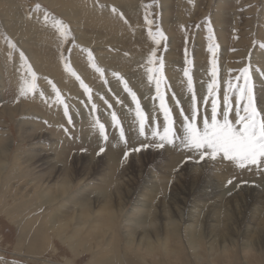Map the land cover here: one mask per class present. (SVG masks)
Segmentation results:
<instances>
[{
	"label": "rangeland",
	"instance_id": "obj_1",
	"mask_svg": "<svg viewBox=\"0 0 264 264\" xmlns=\"http://www.w3.org/2000/svg\"><path fill=\"white\" fill-rule=\"evenodd\" d=\"M57 21L69 29L63 43ZM261 44L264 0H0V264H109L107 259L113 264H264V194L250 195L264 190V170L239 169L219 158L199 161L179 140L175 147L158 148L159 139L152 136L153 130L162 133L165 123L158 79L179 135L184 115H191L193 95L202 127L203 118L210 119L211 100H217L220 112L227 90L234 122L237 89L228 84L242 86L245 67L264 117ZM213 61L217 88L209 96ZM29 65L36 89L21 97ZM53 85L63 103L56 102ZM132 94L146 116L143 137ZM96 121L105 126L107 141L94 127ZM121 128L126 142L119 140ZM33 154L55 161V169L33 174ZM39 173L43 181L53 180L35 188ZM65 175L71 186L59 197L55 181ZM145 177L151 183H144ZM208 181L217 186L216 195L197 196ZM36 190L56 200L29 208L20 204ZM104 204L114 212L111 229L103 227L110 220ZM88 208L90 216L80 217ZM41 215L49 216L40 227L45 235L37 228ZM62 218L69 224L59 234ZM80 220L87 223L82 226Z\"/></svg>",
	"mask_w": 264,
	"mask_h": 264
},
{
	"label": "snow or ice",
	"instance_id": "obj_2",
	"mask_svg": "<svg viewBox=\"0 0 264 264\" xmlns=\"http://www.w3.org/2000/svg\"><path fill=\"white\" fill-rule=\"evenodd\" d=\"M189 2L191 3V0H189ZM38 7L39 6L37 5V8ZM112 11L115 12V8H113ZM147 22L149 24L152 23L150 20ZM56 28L63 43L68 37L69 29L60 21L56 22ZM152 35L153 34L149 32V36ZM157 35L163 38V34L161 32L157 31ZM209 38L211 39V37ZM153 40L156 43L159 42L155 40V37H153ZM9 46L14 47V45L11 44V41H9ZM261 47H264V44H261ZM209 51L211 52L213 49L210 47ZM155 55V51L151 52L148 57L149 64L153 62ZM89 56L91 58V53H89ZM20 57L22 61L25 60L22 52L20 53ZM26 71L28 77L22 79V83L19 87V95L21 97L28 96L36 89L37 77L35 72L32 70L30 65L27 66ZM149 71H152V69H149ZM241 73L244 80V84L242 86L232 85L230 82L228 84L229 89H237L235 97L236 110L234 122L233 119L230 118V97L227 90H225L223 94V108L220 112H218L217 100L215 98L211 100V116L210 119L207 117L203 118L202 127L200 126L201 118L199 117L197 110V98L193 95L191 115L188 116L182 113V115H184L182 135H179V129L174 130L172 115L165 103L164 96L160 92V80L158 79L156 81V91L157 96L160 99V109L163 112L165 123L163 125L162 133L158 130L152 131V136L159 139V143L155 146L158 148H164L167 144L175 147L176 140H179L180 145H182L185 150L192 151L194 154L199 156V161H204L205 159L216 161L217 158H219L222 161L230 162L239 169L255 167L257 171L264 170V117L261 116V111H258L257 109L249 68L245 67L241 69ZM73 75H75V73H73ZM184 75L186 77L189 75L187 68L184 70ZM211 76L213 79L208 85L209 96H212L217 88V70L214 61L212 62ZM49 83H51V81H49ZM82 86L85 88V92L90 91L87 86H84L83 84ZM52 87L53 91L56 92V102L63 103L55 85ZM188 88L189 90L192 89V81L190 78L188 80ZM132 99L133 102L136 103L135 112L139 123V134L144 136L146 116L141 110L135 94H132ZM65 115H67L66 106ZM221 116L222 118H220ZM111 119L113 125L119 127V121L116 113H112ZM148 122L151 123V121ZM94 127L99 129L100 136L103 140L107 141L108 136L105 132V126L99 121H96ZM119 140L126 142L122 128L120 130ZM149 146L150 145H143V147ZM103 151L104 148H101L100 152ZM134 151L138 152L140 151V148H136ZM97 155H99V153H97ZM128 155L129 153L126 151L124 156L127 157ZM229 183H231V181H229Z\"/></svg>",
	"mask_w": 264,
	"mask_h": 264
},
{
	"label": "bare ground",
	"instance_id": "obj_3",
	"mask_svg": "<svg viewBox=\"0 0 264 264\" xmlns=\"http://www.w3.org/2000/svg\"><path fill=\"white\" fill-rule=\"evenodd\" d=\"M66 4V3H65ZM64 4V5H65ZM13 17H14V15H13ZM18 25H19V23H18ZM15 26V25H14ZM129 26V25H128ZM23 28V27H22ZM18 29V28H17ZM19 30V29H18ZM16 33V32H15ZM51 38V37H50ZM50 40V39H49ZM146 57V56H145ZM6 59V58H5ZM220 62V61H219ZM195 64V63H194ZM231 66V65H230ZM141 71V70H140ZM169 71V70H168ZM134 78V77H133ZM203 85V84H202ZM61 93V92H60ZM203 93V92H202ZM202 95V94H201ZM97 100V99H96ZM130 109V108H129ZM185 110V109H184ZM191 110V109H190ZM189 113V112H188ZM107 116V115H106ZM84 118V117H83ZM101 118V117H100ZM109 121V120H108ZM111 121V120H110ZM127 121V120H126ZM158 121V120H157ZM155 122V121H154ZM162 122V121H161ZM93 123V122H92ZM152 123V122H151ZM84 124V123H83ZM153 128V127H152ZM178 128V127H177ZM163 130V129H162ZM91 131V130H90ZM91 133V132H90ZM133 134V133H132ZM146 136V135H145ZM35 137V136H34ZM137 137V136H136ZM143 137V136H142ZM85 138V137H84ZM140 138V137H139ZM147 139V138H146ZM117 140V139H116ZM142 140V139H141ZM177 146V145H176ZM5 148H7V147H5ZM111 152H113V151H111ZM0 153H3V150H1L0 151ZM32 153V152H31ZM39 153V152H38ZM184 153V152H183ZM40 154V153H39ZM178 154V153H177ZM180 154H181V152H180ZM185 154V153H184ZM35 155L37 156V153H35ZM34 154H33V156L30 158L31 159V161H32V163H30L29 164V166L31 167V169H32V173L34 174V173H38V172H40L41 170H43V169H46L47 167H49V166H52L53 167V169H55V167H56V165H57V163H55V161H54V163H53V161L52 160H48V159H46L45 158V156H44V158L43 157H41V155H39L38 157H34L35 156ZM112 157V156H111ZM35 158V159H34ZM29 159V160H30ZM34 159V160H33ZM50 159V158H49ZM92 159V158H91ZM112 159V158H111ZM15 160V159H14ZM112 161V160H111ZM121 161V160H120ZM113 162V161H112ZM227 162V161H226ZM1 164V163H0ZM21 164V163H20ZM60 164V163H59ZM117 164V163H116ZM15 165V164H14ZM113 165V164H112ZM19 166V165H18ZM115 166V165H114ZM113 166V167H114ZM0 168H1V166H0ZM34 169V170H33ZM111 170V169H110ZM109 170V171H110ZM226 170V169H225ZM50 171V170H49ZM58 171V170H57ZM63 171V170H62ZM114 171V170H113ZM3 172V171H2ZM6 172V171H5ZM64 172H65V170H64ZM67 172H68V170L66 171V174H67ZM112 172V171H111ZM254 172V171H253ZM43 174H45L46 175V173H43ZM53 173H49V175H52ZM55 174H56V172H55ZM54 174V175H55ZM58 174V173H57ZM56 174V175H57ZM70 174V173H69ZM68 174V175H69ZM88 174V173H87ZM233 174V173H232ZM9 175V174H8ZM19 175V174H18ZM23 176H25L24 174H22ZM27 175V174H26ZM39 175H40V173H39ZM48 175V174H47ZM29 176H31V175H29ZM38 176V175H37ZM37 176H35L36 178H38V179H36L35 177H33L32 179H36L35 181H36V183L34 184V187L36 188L37 186H38V182H40V181H42V182H45V181H47V182H50V181H52V180H48V179H46L45 178V180L43 181V179H42V175H40L41 176V178H39V177H37ZM44 176V175H43ZM62 176H63V173H62ZM96 176V175H95ZM214 176H216V175H214ZM222 176V175H221ZM49 177V176H48ZM47 177V178H48ZM54 178H57L58 176H53ZM246 177V176H245ZM71 178V177H70ZM68 176H66L65 175V178H62L61 177V179L59 178V179H57L56 181H55V183H56V193H58V196H59V194L62 196V194H64L67 190H68V188L71 186L70 184H71V179H70ZM148 177H145V180H144V183H151V181L149 180V179H147ZM221 178V177H220ZM110 179H111V177H110ZM28 180V179H27ZM55 180V179H54ZM12 182H13V180H11ZM24 181V180H23ZM218 181V180H217ZM29 182H30V180H29ZM54 182V181H53ZM206 182V181H205ZM220 182V181H219ZM23 183H25V181L23 182ZM222 183V182H221ZM9 184V183H8ZM13 184V183H12ZM166 184V183H165ZM248 184V183H247ZM251 184V183H250ZM1 185V184H0ZM14 185V184H13ZM202 185V184H201ZM201 185H199V186H201ZM258 185V184H257ZM25 186H27V185H25ZM24 186V187H25ZM245 186V185H244ZM244 186H241V188L240 189H242ZM250 186V185H249ZM253 186H254V184H253ZM256 186V185H255ZM144 187H145V185H144ZM205 187H207L208 189H209V192L208 191H205L206 190V188ZM217 186L216 185H214V183H210L209 181L207 182V183H205L204 184V182H203V185L200 187V189H199V193L198 194H196L197 196H200V197H210V196H214V195H216V192H217V188H216ZM247 187V186H246ZM6 188V187H5ZM17 187H15V189H16ZM21 188V187H20ZM19 188V189H20ZM85 188V187H84ZM204 188H205V190H204ZM245 188V187H244ZM8 189V188H7ZM14 189V190H15ZM150 190V189H149ZM158 190V189H157ZM220 190V189H219ZM17 191V190H16ZM21 191V190H20ZM45 191V190H44ZM44 191L42 192V191H35V193L31 196V198L27 201V202H25V201H22L20 204H22V205H25V206H27L28 208H29V205L30 204H33V203H35V202H38V203H40V205H44V204H52L56 199H54L53 198V196H52V194L50 193V196L49 197H47L46 196V193H44ZM154 191V190H153ZM254 190H252V192L250 193V195H251V197H253V198H257V197H260V196H262L263 194H264V190H259L260 192L261 191H263V192H261L262 194H259L260 192H253ZM258 191V190H257ZM53 192V191H52ZM138 192V191H137ZM21 193V192H20ZM23 193H25L24 191H23ZM27 193V192H26ZM220 193H221V191H220ZM18 194V193H17ZM16 194V195H17ZM54 194V193H53ZM107 194V193H106ZM222 194V193H221ZM14 195V194H13ZM15 195V196H16ZM23 195H25V196H27L26 194H23ZM55 195V194H54ZM136 195V194H135ZM138 195V194H137ZM145 195V194H144ZM6 197V196H5ZM22 197V196H21ZM60 197V196H59ZM9 198V197H8ZM13 198H14V196H13ZM23 198V197H22ZM26 198V197H25ZM103 198V197H102ZM181 198V197H180ZM197 198H199V197H197ZM217 198H218V196H217ZM216 198V199H217ZM222 198V197H221ZM261 198V197H260ZM260 198H259V200H260ZM58 199V198H57ZM185 199V197L183 198V200ZM15 200V199H14ZM216 201V200H215ZM258 201V200H257ZM106 204H108V203H106ZM105 205V204H104ZM61 206V205H60ZM76 206V205H75ZM74 206V207H75ZM79 207V206H78ZM103 207V206H102ZM110 207V208H109ZM107 206L106 207V205H105V207L104 208H102L103 209V211L105 210L106 212H107V215H108V217H110V220L109 219H106V221L105 222H107V224H106V226H104L103 225V227H107L106 229H108V228H110L111 229V226L113 225V221H114V212L113 211H111L112 210V207L111 206ZM81 208V207H80ZM84 208H85V206H84ZM102 209H101V212H102ZM137 209V208H136ZM23 211V210H22ZM55 212V211H54ZM113 212V213H112ZM90 210H89V208L88 209H84L83 211H81L80 212V217L81 216H84V217H86V219H87V216L89 217L90 216ZM18 214V213H17ZM26 214V213H25ZM45 215V214H44ZM73 215V214H72ZM42 216V215H41ZM47 217H49V216H47ZM47 217H43L42 216V220L41 221H39L40 222V224H39V226L37 227V228H39L40 229V227L41 226H44L43 224H47L48 223V220L46 219ZM41 218V217H40ZM66 218H68V217H66ZM72 218V217H71ZM71 218H69V219H71ZM78 218V217H77ZM128 218V217H127ZM50 219V218H49ZM63 219V221L61 222V221H59L60 223L58 224V226L56 227V232H58L59 234H61V233H63L62 231H63V229H64V227L66 226L67 227V221H64V218H62ZM73 219V218H72ZM84 219V218H83ZM78 220V219H77ZM89 220V219H88ZM126 220V219H125ZM22 221V220H21ZM25 221L27 222H29L30 220H26L25 219ZM58 221V220H57ZM70 221V220H69ZM44 222V223H43ZM50 222H52V219L50 220ZM78 222H79V220H78ZM130 222V221H129ZM132 222V221H131ZM57 223V222H56ZM84 223H87V221L86 220H80V224H82V226H83V224ZM99 224H100V222H98ZM135 223V222H134ZM29 224V223H28ZM53 224V223H52ZM69 224V223H68ZM94 224V223H93ZM54 225V224H53ZM88 225V224H87ZM96 225V224H95ZM101 225V224H100ZM137 225H138V223H137ZM136 225V223H135V226H137ZM141 225V224H140ZM37 226V225H36ZM80 226V225H79ZM89 226V225H88ZM99 226V225H98ZM132 226V225H131ZM22 227H23V224H22ZM55 227V226H54ZM54 227H53V229H54ZM76 227V226H75ZM91 227V226H90ZM101 227V226H100ZM120 227V226H119ZM63 228V229H62ZM133 228V227H132ZM38 229V230H39ZM44 228H42V230H43ZM97 229V228H96ZM134 229H136V228H133V229H131V231L133 230V232H134ZM37 230V231H38ZM41 230V229H40ZM41 230V231H42ZM82 230V229H81ZM86 230V229H85ZM88 230V229H87ZM86 230V231H87ZM98 230V229H97ZM100 230H101V228H100ZM127 230V229H126ZM167 230H168V228H167ZM174 230V229H173ZM50 231V230H49ZM55 231V230H54ZM91 231V230H90ZM103 231H104V229H103ZM138 231V230H137ZM137 231H135V232H137ZM39 232V231H38ZM79 231H78V229H76L75 230V234L76 233H78ZM88 232V231H87ZM93 232H95V231H93ZM143 232V231H142ZM173 232V231H172ZM40 233V232H39ZM71 233V232H70ZM83 233H86L85 231L83 232ZM138 233V232H137ZM41 235H45L46 234V232L45 231H42L41 233H40ZM79 234V233H78ZM133 234V233H132ZM131 234V235H132ZM167 234H170L168 231H167ZM172 234V233H171ZM39 235V234H38ZM73 235V234H72ZM77 235V234H76ZM136 235V234H135ZM134 236V235H133ZM168 236V235H167ZM167 236L165 237V238H167ZM47 237H48V234H47ZM68 237H72V236H68ZM85 237H87V236H85ZM170 237V236H169ZM194 237V236H193ZM224 237V236H223ZM83 238V237H82ZM75 239V238H74ZM83 239H85V238H83ZM38 240H40V239H38ZM63 240H64V238H63ZM147 240V239H146ZM167 240V239H166ZM83 241V240H82ZM81 241V242H82ZM86 241V240H85ZM168 241V240H167ZM130 242V241H129ZM80 243V242H79ZM83 243V242H82ZM82 243H80V244H82ZM86 243H87V241H86ZM131 243V242H130ZM212 243V242H211ZM132 244V243H131ZM146 245H147V243H145ZM151 244L152 243H148V245H149V247L151 246ZM49 245V244H48ZM83 245V244H82ZM130 245V244H129ZM147 245V246H148ZM218 245V244H217ZM81 246V245H80ZM79 246V247H80ZM84 246V245H83ZM114 246H116V245H114ZM147 246H146V248H147ZM164 246V245H163ZM166 246V245H165ZM45 247V246H44ZM107 247V246H106ZM153 247V246H152ZM84 248V247H83ZM82 248V249H83ZM132 248V247H131ZM134 248V247H133ZM139 248V247H138ZM86 249V248H85ZM117 249V246H116V248L113 250V251H115ZM143 249V248H142ZM77 250V249H76ZM127 250V249H126ZM132 250V249H131ZM44 251V250H43ZM118 251V250H117ZM147 251V250H146ZM223 252L222 253H225V252H227L225 249L224 250H222ZM149 252L151 253V256H154V254H153V249H149ZM229 252V251H228ZM117 253V252H116ZM246 253H248V252H246ZM147 254H149V253H147ZM169 254H171V253H169ZM168 254V255H169ZM103 255V254H102ZM118 256V254H115V256ZM156 255V254H155ZM109 256V255H108ZM114 256V255H113ZM116 256V257H117ZM214 257V256H213ZM260 258H262V257H260ZM108 260V263L109 264H113V262H111V260H109V259H107ZM125 260V259H124ZM101 261H103V260H101ZM105 261V260H104ZM15 263V262H14ZM104 263V262H103ZM7 264V263H6ZM99 264V263H98Z\"/></svg>",
	"mask_w": 264,
	"mask_h": 264
}]
</instances>
